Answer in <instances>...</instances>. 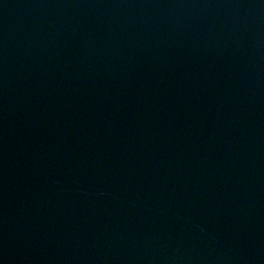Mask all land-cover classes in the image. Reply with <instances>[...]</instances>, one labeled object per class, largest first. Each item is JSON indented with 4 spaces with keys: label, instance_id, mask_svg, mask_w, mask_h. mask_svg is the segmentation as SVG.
Masks as SVG:
<instances>
[{
    "label": "water",
    "instance_id": "water-1",
    "mask_svg": "<svg viewBox=\"0 0 264 264\" xmlns=\"http://www.w3.org/2000/svg\"><path fill=\"white\" fill-rule=\"evenodd\" d=\"M0 264H264V0H0Z\"/></svg>",
    "mask_w": 264,
    "mask_h": 264
}]
</instances>
